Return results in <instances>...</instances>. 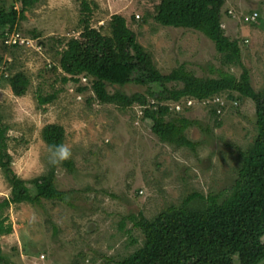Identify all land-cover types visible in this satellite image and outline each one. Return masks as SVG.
<instances>
[{"label":"rangeland","instance_id":"obj_1","mask_svg":"<svg viewBox=\"0 0 264 264\" xmlns=\"http://www.w3.org/2000/svg\"><path fill=\"white\" fill-rule=\"evenodd\" d=\"M88 1L96 5L90 15L92 27L108 34L111 15H123L163 73L180 63L197 76L241 72L238 66H223L213 42L201 32L155 22L153 9L159 0ZM79 2L39 0L25 13L22 28L41 35L17 53L16 68L29 76L27 92L16 96L0 82V114L9 126L14 172L29 179L48 169L51 151L41 138L48 123L63 126L64 145L74 162L72 172L61 164L55 168L56 186L72 191L74 207L44 201L42 207L20 203L4 210L12 232L0 235V244L12 264H114L143 243L142 232L127 215L151 218L194 191L207 195L229 187L239 164L238 149L244 150L256 134L254 103L248 98L232 102L222 93L210 102L192 99L190 107L179 111L169 102L176 112L203 125L187 130L189 139L199 143L195 150L174 148L152 133L137 104L123 109L100 103L83 77L77 83L63 82L55 53L61 46L42 48L38 41L55 37L64 44L81 39ZM254 11L258 17L244 22L243 17ZM221 13L225 35L239 41L251 86L255 91L263 89L264 0H226ZM79 87L84 89L78 91ZM107 89L147 94V86L137 84ZM38 93H56V97L38 107ZM215 99L226 103L219 112L220 126H214L208 113ZM9 193L0 171V201ZM107 257L113 260L108 262Z\"/></svg>","mask_w":264,"mask_h":264},{"label":"trees","instance_id":"obj_2","mask_svg":"<svg viewBox=\"0 0 264 264\" xmlns=\"http://www.w3.org/2000/svg\"><path fill=\"white\" fill-rule=\"evenodd\" d=\"M37 2L39 0H0V82L7 84L16 96L25 95L30 83L27 73L16 68L17 53L24 45L7 44L4 40L6 33L11 31L30 40L41 37L35 29L24 30L21 26L25 13ZM225 2L159 0L154 5L152 18L161 26L201 32L213 42L223 66L241 68L238 76L230 71H221L217 77L197 76L185 63L168 73L161 72L123 15H111L108 34L92 27L90 15L96 5L88 0L79 2L81 39H70L64 44L62 39L55 37L38 41L42 48L61 46L55 53L64 73L63 82L77 83L83 77L90 83L98 102L123 109L137 104L141 119L148 123L152 133L174 148L195 150L199 143L189 139L187 130L192 126L202 129L203 125L198 119L176 112L169 102L188 99L210 102L226 93L227 100L232 102L248 98L254 103L256 134L244 150L238 149L239 164L233 183L207 195L194 191L151 218L142 214L127 215L133 226L142 232L143 243L127 256L114 260V264H264V88L253 89L249 71L241 60L238 39L225 35L221 24ZM142 18L145 20L144 16ZM126 84L147 86V94L127 95L107 89ZM168 84L174 85L168 87ZM55 97L56 93H38L37 106L50 103ZM214 103L209 105V118L214 126H220L219 112L226 103L219 99ZM206 128L209 127L206 125ZM8 130L0 114V171L10 187L9 196L0 201V235L12 232L3 214L11 204L42 207L47 201L74 207L72 191L56 186V166L49 163L44 173L29 179L20 178L14 172ZM41 138L49 149L57 144L64 145L65 130L60 124L48 123L41 129ZM61 165L69 172L74 170L71 158ZM106 260L113 259L107 257ZM0 264H12L4 256L1 244Z\"/></svg>","mask_w":264,"mask_h":264},{"label":"built area","instance_id":"obj_3","mask_svg":"<svg viewBox=\"0 0 264 264\" xmlns=\"http://www.w3.org/2000/svg\"><path fill=\"white\" fill-rule=\"evenodd\" d=\"M230 13V11H229ZM257 16L256 12H253L250 15H246L243 17L244 22H249V21H253L255 20ZM6 39L4 40L5 43L7 44H20V45H26V43L31 42L30 39H27L23 36H21L18 32L16 31H11L9 33H6ZM180 102H178V104L175 103L174 108L176 111L182 110V108L185 107H190V105L193 103L192 99H188L185 102H182V104H179Z\"/></svg>","mask_w":264,"mask_h":264},{"label":"clouds","instance_id":"obj_4","mask_svg":"<svg viewBox=\"0 0 264 264\" xmlns=\"http://www.w3.org/2000/svg\"><path fill=\"white\" fill-rule=\"evenodd\" d=\"M50 151L49 163L52 166L59 165L71 157V150L63 144L51 146Z\"/></svg>","mask_w":264,"mask_h":264}]
</instances>
